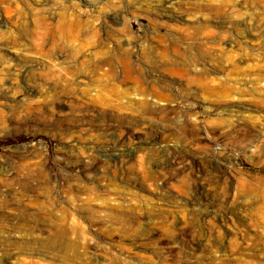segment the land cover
<instances>
[{"label":"rangeland","instance_id":"rangeland-1","mask_svg":"<svg viewBox=\"0 0 264 264\" xmlns=\"http://www.w3.org/2000/svg\"><path fill=\"white\" fill-rule=\"evenodd\" d=\"M32 1L0 10V264L9 253L13 264H264V0H171L170 21L155 9L166 0H114L132 26L117 35L161 98L87 75L94 59L80 63L79 40L56 31L62 17L40 23ZM111 1L78 0L87 13L64 19L107 39ZM163 45L188 75L164 69ZM76 193L93 194L95 219ZM117 200L134 207L110 209ZM66 210L83 229L73 251L41 229Z\"/></svg>","mask_w":264,"mask_h":264},{"label":"bare ground","instance_id":"bare-ground-1","mask_svg":"<svg viewBox=\"0 0 264 264\" xmlns=\"http://www.w3.org/2000/svg\"><path fill=\"white\" fill-rule=\"evenodd\" d=\"M26 2L27 0H0V10L8 15H11L14 11L15 12H20L22 10L23 7V2ZM30 4L32 0H29ZM27 1V2H29ZM26 2V3H27ZM35 2V5L33 4ZM168 3H171V0H166V2H157V4H155V9L159 12H162V17L163 19H165V21L167 20H173L175 17H173V15L170 13V6L168 5ZM32 5H34V9L36 11L38 10V21L40 23H45L46 22V16L47 15H56V16H60L62 17V20L59 19L58 24H57V28L56 31H60V33L65 37L66 41H68V43H71V37L76 36V39L79 40L78 42V48L79 49H74V51L77 53V58L80 61V63H86L88 61L89 58H93L94 62H93V67H90L89 70H87V75L91 76V77H113L114 79H119L120 82H124V83H128L126 85H124L125 87L120 88L118 86V88H113L115 90H120L122 89V92L124 94H128V93H134V94H138V96H142L139 94H154L157 97L161 98L164 97L165 94L163 91H161L160 89L157 88V83L154 85L152 84L151 86L147 85L146 83L144 85L143 81L141 80V76L143 75L141 67L140 66H136L137 64H134L132 56H133V49L134 46L128 41V39L124 38V39H120V36L117 35V33L119 32H124L126 34H131L132 33V26L130 25V23L128 22V20L126 19V17L123 15L124 14V6L121 4L120 1L115 2L114 0L111 1L110 3L106 4L104 7V11L105 13L109 14L110 16L113 17L114 23L113 27H111V29L109 30V36L107 39L102 38L101 35V30L99 27L96 26H91L88 25L86 28H83V24L82 27H80V19L78 21H74L72 19H64L66 17H70V16H80L82 14L87 13V10L81 6H79V2L78 0H34L32 1ZM31 5V6H32ZM100 8H102V6H99ZM216 7V9H219V6H214ZM24 8V7H23ZM33 8V7H32ZM93 11H101L100 9H96V6L92 8ZM103 10V8H102ZM3 14V13H2ZM5 14V15H6ZM181 19V17H180ZM179 16L176 20L180 21ZM93 23H95V18L92 19ZM96 25L97 22L95 23ZM117 24H120L121 27L117 26ZM116 25V27H115ZM48 31L49 32H53L52 27H48ZM119 31V32H116ZM118 38L117 43H114L113 39ZM163 39H161L162 41ZM18 43L17 39L12 38L10 40H6V45L5 47L7 48H12L15 47V45ZM170 49L168 48L167 45H163L160 48H157L154 52L156 55L160 56L159 58L161 59V61L163 62V66L164 69L168 72V73H176V74H187L188 72L185 71L186 69H184V64L183 67H180L179 64L173 59L175 57H171L170 54ZM150 52L152 51H144L143 53V57L144 61L146 63H153V59L152 56L150 54ZM90 55V56H89ZM196 63V62H195ZM159 64V63H158ZM187 65V64H186ZM196 65V64H195ZM120 67V69H118L117 67ZM144 66V65H143ZM152 66V65H151ZM155 67V66H154ZM188 67V66H187ZM156 69V68H155ZM188 70V69H187ZM145 75V74H144ZM143 75V76H144ZM188 75V74H187ZM144 78V77H143ZM144 80V79H143ZM155 82V81H154ZM153 83V82H152ZM162 83V82H161ZM162 86V85H161ZM160 86V88H161ZM164 86V85H163ZM159 87V86H158ZM39 90V89H38ZM166 92V91H165ZM167 93V92H166ZM135 96V95H134ZM133 96V97H134ZM135 96V97H138ZM170 96V95H169ZM146 97V96H145ZM143 98V97H142ZM154 98V97H152ZM139 99V97L137 98ZM151 99V98H150ZM143 100V99H142ZM145 100V99H144ZM147 100V99H146ZM153 102V99L150 100ZM147 101V102H150ZM156 101V100H155ZM163 101V100H162ZM143 102V101H142ZM145 102V101H144ZM151 102V103H152ZM139 103V102H138ZM136 103V104H138ZM253 103V102H252ZM135 104V103H134ZM146 104V102H145ZM144 104V105H145ZM155 104V103H154ZM241 104H245V103H241ZM143 105V104H142ZM156 106L158 104H155ZM242 105V106H243ZM250 105V104H248ZM256 105V104H255ZM254 105V106H255ZM137 106V105H136ZM139 106V105H138ZM241 106V105H240ZM242 106L240 107L242 109ZM252 106V104H251ZM254 106H252L254 108ZM11 107V106H10ZM143 107V106H140ZM149 107V106H148ZM239 107V106H238ZM247 107V106H246ZM250 107V106H249ZM136 108V107H135ZM147 108V107H145ZM158 108V106H157ZM245 108V106H244ZM243 108V109H244ZM256 108V106H255ZM261 108V107H260ZM259 108V109H260ZM137 109V108H136ZM141 109V108H140ZM247 108H245L246 110ZM13 110V108H12ZM32 110V109H31ZM144 110V108H143ZM146 110H149V108H147ZM250 110V109H249ZM25 111V110H24ZM29 111V110H28ZM27 111V112H28ZM157 111V110H156ZM251 111V110H250ZM155 112V111H154ZM239 112V111H238ZM252 112V111H251ZM255 112V111H254ZM244 113V112H242ZM242 116V115H241ZM246 116V114H245ZM1 117V115H0ZM243 117V116H242ZM247 117V116H246ZM2 118V117H1ZM3 119V118H2ZM1 119V121H2ZM247 119V118H246ZM243 121L240 123H245V118L243 117L242 119ZM248 120V119H247ZM11 121V119H10ZM3 122V121H2ZM5 124V123H4ZM239 124V123H238ZM247 124V123H246ZM1 125V124H0ZM253 125V124H252ZM255 125V124H254ZM2 126V125H1ZM5 126V125H4ZM251 126V125H250ZM255 127V126H254ZM253 127V128H254ZM253 130V129H252ZM2 131V130H1ZM251 131V130H250ZM2 143V142H1ZM121 150V149H120ZM122 153V152H121ZM120 153V154H121ZM123 155V154H122ZM124 157V156H123ZM109 158V157H108ZM113 159V158H112ZM120 159V156H119ZM125 159V158H124ZM110 160V159H109ZM122 160V159H121ZM89 161V160H88ZM92 161V160H91ZM112 161V160H111ZM81 162V161H80ZM110 162V161H109ZM88 163H92V162H87ZM108 163V161H107ZM81 164V163H80ZM85 164V163H84ZM67 165V164H66ZM95 165V164H94ZM154 165V164H153ZM1 166V165H0ZM65 166V165H64ZM69 166V165H68ZM81 168L82 165H80ZM71 167V166H70ZM116 167V166H115ZM95 168V167H94ZM93 168V169H94ZM76 169V168H75ZM91 169V168H90ZM153 169V168H152ZM1 170V169H0ZM72 170V169H71ZM81 170V169H78ZM150 169L148 168L147 171H149ZM126 172V171H125ZM124 173V172H123ZM150 173H154V172H150ZM67 171H66V175H67ZM94 174V171H93ZM69 175V174H68ZM67 175V176H68ZM147 175V173H146ZM153 175V174H152ZM150 175V176H152ZM156 175H159V173L157 174L156 171ZM75 176V175H74ZM80 176V175H79ZM95 176V175H94ZM149 176V175H148ZM71 177V176H70ZM78 177V176H77ZM97 177V176H96ZM128 177V176H127ZM134 177V176H133ZM153 179L155 177L152 176ZM157 177V176H156ZM160 177V176H159ZM150 178V177H149ZM148 178V179H149ZM77 179V178H76ZM79 180V179H78ZM104 180V179H103ZM152 180V179H151ZM155 180V179H154ZM153 180V181H154ZM100 181V180H99ZM106 181V179H105ZM157 181V180H156ZM160 181V180H158ZM82 182V181H81ZM93 182V181H92ZM113 182V181H112ZM83 183V182H82ZM97 183V182H96ZM108 183V182H107ZM106 183V184H107ZM115 184V183H114ZM79 185V184H78ZM81 185V184H80ZM88 185V184H87ZM93 185V184H92ZM105 185V184H104ZM117 185V184H116ZM114 185V186H116ZM120 185V184H119ZM119 185H117L119 187ZM124 185V184H123ZM204 185V184H203ZM77 186V185H76ZM89 186V185H88ZM96 186V185H95ZM116 186V188H117ZM74 187V186H73ZM72 187V188H73ZM86 187V186H85ZM93 187V186H92ZM99 186H97L98 189ZM105 187V186H104ZM111 187V186H110ZM94 188V187H93ZM112 188V187H111ZM115 188V189H116ZM123 188V187H122ZM89 189V188H88ZM96 189V188H95ZM103 189V188H102ZM113 189V188H112ZM129 189V188H128ZM131 189V188H130ZM129 189V190H130ZM84 190V189H83ZM87 190V189H86ZM91 190V189H90ZM111 190V189H110ZM122 190V189H121ZM81 191V190H80ZM112 191V190H111ZM71 192V191H70ZM91 192V191H90ZM102 192V190H101ZM105 192V191H103ZM125 192V191H124ZM97 193V192H96ZM117 193V192H116ZM119 193V192H118ZM132 193V192H131ZM49 194V193H48ZM47 194V195H48ZM81 194V193H80ZM79 193H76V198H75V205H78V207L80 206V208L82 206L88 208L87 210L90 211V215L92 219L96 218V212H98V210L96 209V207L92 206V196L91 195H85L83 194L82 196ZM107 194V193H106ZM109 194V193H108ZM111 194V193H110ZM114 194V193H112ZM122 194V193H120ZM115 195V194H114ZM117 195V194H116ZM50 196V194H49ZM75 196V195H74ZM100 196V195H98ZM108 196V195H107ZM107 196H105L107 198ZM113 196V195H112ZM125 196V194H124ZM134 196V195H133ZM109 197V196H108ZM114 197V196H113ZM120 197V196H119ZM122 197V196H121ZM126 197V196H125ZM124 197V199H125ZM132 197V196H131ZM139 197V196H138ZM106 198H104V200H107ZM112 198V197H111ZM127 198V197H126ZM97 199V198H96ZM140 199V197H139ZM103 200V199H102ZM114 200V199H113ZM129 200V199H128ZM137 200V199H136ZM146 200V199H145ZM148 200V199H147ZM111 201V199H110ZM116 201V200H114ZM112 201V202H114ZM122 201V199H121ZM126 201V200H125ZM130 201V200H129ZM128 201V202H129ZM141 202V201H139ZM150 202V200H149ZM148 202V203H149ZM39 203V202H38ZM43 202H40V204H42ZM108 203V202H107ZM117 205L112 204V206H110V209H114L117 207H123V206H130L132 209L134 206H131L132 204H124L123 202L121 203L120 201L117 200ZM126 203V202H125ZM137 203V202H135ZM143 203V202H142ZM146 203V201H145ZM23 204V203H22ZM32 204V202H31ZM37 204V203H36ZM35 204V205H36ZM39 204V206H40ZM141 204V203H140ZM147 204V203H146ZM163 204V203H162ZM45 206L47 204H44ZM133 205H135L133 203ZM38 206V207H39ZM43 206V205H41ZM140 206V205H139ZM142 206V205H141ZM152 206V204H151ZM150 206V207H151ZM155 206V205H154ZM48 207V206H47ZM77 207V206H76ZM148 207V206H147ZM153 207V206H152ZM157 207V206H156ZM164 207V205H163ZM231 207V206H230ZM25 208V207H24ZM44 208V207H43ZM41 208V209H43ZM99 208V207H98ZM124 208V207H123ZM128 208V207H127ZM139 208V207H137ZM158 208V207H157ZM156 208V209H157ZM167 208V207H166ZM39 209V208H38ZM47 209V208H46ZM108 209V208H107ZM115 209V210H116ZM143 209V208H142ZM226 209V208H225ZM234 209V208H233ZM6 210V209H5ZM109 210V209H108ZM124 210V209H123ZM140 210V209H139ZM144 210V209H143ZM165 210V209H162ZM37 211V210H35ZM39 211V210H38ZM54 211V210H53ZM52 211V212H53ZM107 211V210H106ZM122 211V210H121ZM120 211V212H121ZM130 211V210H128ZM134 211V210H132ZM141 211V210H140ZM159 211V209H158ZM166 211V210H165ZM228 211V210H227ZM51 210H47L45 213L51 214L52 213ZM57 212V211H56ZM104 212V211H103ZM111 212V211H110ZM125 212V211H124ZM149 212V211H148ZM168 212V211H167ZM2 213V211H1ZM105 213V212H104ZM108 213V212H106ZM113 213V212H112ZM116 213V212H115ZM131 213V211H130ZM136 213V212H135ZM165 213V212H164ZM223 213V211H222ZM237 213V212H236ZM37 214V213H36ZM53 214V213H52ZM61 214V213H60ZM59 214V215H60ZM99 214V213H98ZM148 214V213H146ZM151 214V213H150ZM156 214V213H155ZM221 214V213H220ZM241 214V213H240ZM101 215V214H100ZM134 215V214H133ZM138 216H142L144 214L142 213H138ZM167 215V214H166ZM222 215V214H221ZM23 216V215H22ZM52 216V215H51ZM157 216V215H156ZM162 216V215H161ZM50 217V215H49ZM53 217V216H52ZM50 217V218H52ZM172 217V216H171ZM226 214L222 215V218L225 219ZM234 217V216H233ZM31 218V217H30ZM39 218V217H38ZM135 218V217H133ZM137 218V217H136ZM164 218V216H163ZM169 218V217H168ZM26 220V222L30 223V219L28 217V215L24 218ZM35 219V218H34ZM54 219V218H53ZM50 220V222L47 224L46 227L41 226V229H43V231L45 232H49L51 233L50 235H52L53 238H62L64 239L63 241V248L66 251H73L77 249V242L76 241H72L69 239L71 234H75L78 233L80 231L79 227H82L77 222L76 216L74 217V215H72L71 212H68L67 210L64 212L60 218H58L57 220ZM100 219V217H99ZM144 219V218H143ZM166 219V218H165ZM39 220V219H38ZM138 219H136L137 221ZM142 220V219H141ZM147 220V219H146ZM152 220V219H151ZM232 220V219H231ZM132 221V220H131ZM139 221V220H138ZM187 221V220H186ZM223 221V220H222ZM225 221V220H224ZM33 223V222H32ZM39 223V222H38ZM24 224V223H23ZM5 225V224H4ZM39 225V224H38ZM83 225V224H82ZM79 226V227H78ZM84 227V226H83ZM85 228V227H84ZM180 229V228H179ZM3 230V229H2ZM27 230V229H26ZM40 230V229H39ZM190 230V229H189ZM31 231V230H30ZM81 231H83V229H81ZM80 231V232H81ZM85 232V231H84ZM87 232V231H86ZM85 232V233H86ZM82 233V232H81ZM84 233V234H85ZM144 233V231H143ZM1 234V233H0ZM6 234V233H5ZM17 234V232H16ZM19 234V232H18ZM26 234V233H25ZM24 234V235H25ZM44 234V233H43ZM79 234V233H78ZM89 234V233H88ZM88 234L86 233V235L88 236ZM182 234V233H181ZM189 234V233H188ZM29 235V234H28ZM90 235V234H89ZM184 235V233H183ZM182 235V236H183ZM202 235V234H201ZM76 236V235H75ZM79 236V235H78ZM144 236V235H143ZM195 236V235H194ZM203 236V235H202ZM209 236V235H208ZM77 237V236H76ZM185 237V236H184ZM69 240H68V239ZM89 238V237H88ZM86 238V239H88ZM81 240V235L80 238H77ZM85 239V238H84ZM87 242H89L88 240H86ZM218 241V240H217ZM83 242V241H82ZM85 242V241H84ZM198 242V241H197ZM215 242V241H214ZM199 243V242H198ZM201 243V242H200ZM207 243V241H206ZM83 244V243H82ZM211 245V244H210ZM79 246V245H78ZM216 246V245H215ZM81 247V246H80ZM217 247V246H216ZM79 248V247H78ZM85 248V247H84ZM83 249V247H82ZM81 250V249H80ZM84 250V249H83ZM85 252V251H84ZM87 252V251H86ZM69 254V253H68ZM78 254L77 252H75L73 255ZM14 254L9 253L6 256V262L7 263H14Z\"/></svg>","mask_w":264,"mask_h":264}]
</instances>
